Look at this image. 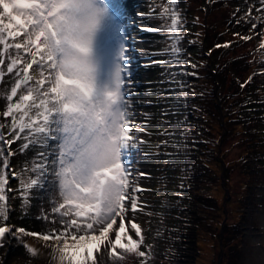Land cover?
<instances>
[{"label":"snow or ice","instance_id":"1","mask_svg":"<svg viewBox=\"0 0 264 264\" xmlns=\"http://www.w3.org/2000/svg\"><path fill=\"white\" fill-rule=\"evenodd\" d=\"M259 4L255 9L249 6L243 17L257 21L252 30L261 22L252 16L253 10L264 14V0ZM178 5L179 0H164L148 13H136L163 21L154 28L136 25L123 0H0V85H8L6 76L11 78L10 86L0 91V99L6 101L0 118L9 121L0 123V247L12 239L23 243L24 237H34L51 248L58 264H99L102 252L113 262L134 255L141 258L140 264H148L153 245L145 244V229L137 222V213L147 207L139 193L149 190L139 181L150 178V173L140 169L136 157L158 153L142 150L148 144L145 136L152 135L148 132L151 118L136 107L135 48L129 29L139 27L166 36L167 46L148 54L168 57L153 63L167 66L169 79L164 83H179L183 89L185 83L176 76H196L187 66L196 69L198 65L183 58L186 20ZM257 34L264 49V32ZM234 35L245 41L252 38ZM169 115L177 112L173 108L161 112L162 117ZM186 119L175 123L180 126ZM161 123L171 125L172 121ZM158 135H178L179 141L170 144L165 139L155 147L179 151L187 147L183 140L191 129L179 133L165 129ZM17 155L24 157L18 171L11 167ZM12 180L19 181V189L11 187ZM34 189L48 197L50 207L41 206L36 216L44 226L36 231L10 225L9 193L19 191L27 208ZM161 234L158 229L157 237ZM23 246L31 256L37 255L35 248Z\"/></svg>","mask_w":264,"mask_h":264},{"label":"rangeland","instance_id":"2","mask_svg":"<svg viewBox=\"0 0 264 264\" xmlns=\"http://www.w3.org/2000/svg\"><path fill=\"white\" fill-rule=\"evenodd\" d=\"M164 0H123V3L128 11L129 16H133L136 25H147L150 27H158L163 21L160 19H144L137 16L136 13H148L150 7L160 5ZM202 3L207 7L203 12L199 9L200 0H179V9L186 20L184 32L185 39L181 42V47L185 50L183 53L184 59H191L192 63L198 65L196 69L187 66L189 72L195 71L196 76H176L177 81L184 82L186 87L180 88L179 83L168 84L164 83L169 77L166 74V65L162 66L153 61L167 60L168 57L156 55L151 56L149 52H158L165 48L169 41L166 36H162L156 32L142 31L139 27L129 29L130 35L134 38L130 43L134 45L132 69L137 81V111L147 113L151 118V123L148 125L150 136H145L148 144L142 148L144 152L158 153L150 157H142L137 155L136 160L140 169L150 173V178H140V185L148 191L139 193L141 201L147 207L144 212L137 213V222L145 229V244L153 245V257L148 260V264H181L174 261H169L170 255L176 251L179 255L187 254V244L185 236L192 227L195 218H192L189 213L196 207L199 210V203L192 198V192L208 195L218 201L217 209L206 208L199 210L198 216L202 218V226L198 229L197 255L190 262L191 264H230L226 253L229 252V247L240 240L241 232L237 229L243 224L244 230L248 231L249 226L255 224L253 236L250 240H257L256 251H259V258L256 264H264V49L259 45L262 42V37L258 32H264V14L253 10V17H260L258 28L252 30V23H256L255 19L243 18L249 6L258 8L261 5L259 0H202ZM233 4V8L229 4ZM220 5V6H219ZM215 8L213 14L207 17L210 9ZM191 7V8H190ZM239 11H234V8ZM190 8V9H189ZM159 12V7L156 8ZM198 19V22L193 24V21ZM212 23L217 20V24L209 27L205 24L206 20ZM239 20L240 23L236 21ZM230 21V22H228ZM199 33V36L195 35ZM223 33V34H222ZM234 33H240V36H251L250 40H242ZM210 35L213 41L207 43V35ZM195 40L196 43L189 44L188 42ZM230 43L229 47L216 48L217 44ZM211 50V55L209 51ZM217 59V63L212 61ZM229 61V75L224 86L228 85L229 80L240 81V85L251 77L255 80L251 95L242 97L247 89L240 87L238 90L232 86L225 88L231 93L230 115H227L228 121L233 125L232 131L225 130L227 140L225 141V158L230 160V168L225 172L227 176V186L223 176V166L221 160H216L213 155H206L207 147L217 146L221 141L223 132L221 125L216 121H211L212 116L203 115L201 118L195 116L198 111V104L205 101V92L210 91L211 83L217 81L215 90L221 89L219 75H211V70L218 69V66H224L225 62ZM8 85H0V91L10 86L11 78L6 76ZM251 79V80H252ZM251 82V81H250ZM259 87V88H258ZM169 88L175 89L174 92L166 91ZM224 88H222L223 90ZM193 90L194 93L193 94ZM186 92V97L181 93ZM202 93V95H201ZM242 97L241 100L235 99ZM144 101H152L151 105ZM229 102V103H230ZM236 102L238 104H236ZM6 101L0 99V110L3 109ZM207 104V103H205ZM186 105V106H185ZM228 106H225V109ZM228 107V108H229ZM173 108L177 115H169L162 117L161 112L165 109ZM199 114V113H198ZM262 118L256 127V130L251 132L255 135L250 143H245L242 140L244 122L253 116ZM185 123L177 126L176 120H185ZM143 119V117H138ZM2 123H8V120L0 118ZM162 120H170L172 124L161 123ZM205 120L213 124L212 129ZM231 125V124H230ZM242 125V126H241ZM192 127L191 135L183 140L187 145L177 151L176 148L155 147L160 141L169 139L170 144L179 141L181 138H169L158 135L167 129L169 132L179 133ZM245 127V126H244ZM251 129V127H250ZM205 130V131H204ZM212 131L214 133H212ZM7 133V129H5ZM225 134V133H224ZM226 135V136H227ZM226 138V137H225ZM260 145V150L257 152L254 145ZM17 144L12 147L15 149ZM249 145V146H248ZM252 147V148H251ZM193 150L199 156L200 160L210 161V169H207L206 181H203L201 186L197 188H188L190 182L187 181L189 163H193L195 156H192ZM216 154L218 150H215ZM174 153L175 157H169L163 153ZM257 152V153H256ZM254 155H257L261 160L258 165H249L256 172L248 173L250 170H245L243 167L245 161L249 159L254 162ZM198 156L195 161L198 160ZM24 157L17 155L13 156L11 163H16V169L22 166ZM212 167V168H211ZM254 174V176H253ZM259 178L253 181L256 175ZM230 179H228L229 177ZM252 180V181H251ZM14 189L20 187L18 180H12ZM11 181V183H12ZM194 182H198L195 181ZM184 187L181 188L180 185ZM43 195L44 199L38 197ZM204 202V201H202ZM210 203V202H208ZM11 211L9 213L10 225L16 227H25L27 230L39 231L44 226V222L37 220L41 206L49 208L48 197L45 193H38L33 190L31 204L24 208L20 196L13 195L11 203ZM146 213H153L147 215ZM199 225V224H198ZM160 230L161 236L157 237L156 232ZM237 233V234H235ZM260 233V234H258ZM135 238V233L131 232ZM236 235L230 242H226L225 238L230 235ZM259 235L258 237L256 235ZM23 244H27L37 250L35 257L31 256L24 248ZM174 246L171 251L170 247ZM143 251H147L142 247ZM190 253V252H189ZM263 258L262 261H260ZM99 264H140L141 258L134 255H128L125 260L113 262L107 253L102 252L97 257ZM191 259V258H190ZM186 263V262H185ZM0 264H58L56 259H53L51 248L45 245V242L34 238L24 237L23 243L16 239H12L9 244L7 241L4 247H0Z\"/></svg>","mask_w":264,"mask_h":264},{"label":"trees","instance_id":"3","mask_svg":"<svg viewBox=\"0 0 264 264\" xmlns=\"http://www.w3.org/2000/svg\"><path fill=\"white\" fill-rule=\"evenodd\" d=\"M201 1L202 0H200V3H199V9L204 12L207 7ZM216 1H218V0H213V2H216ZM229 5H230V7L233 8V4L232 3L229 4ZM215 8H217V6ZM215 8H213V6H212V8L210 9V12L207 13V17L210 16L211 11L215 12V10H216ZM234 9H235L234 11L237 10L236 7ZM214 12H212L211 14H213ZM216 21L217 20H214L212 23H210L208 21V19H207L205 24H203V25L209 26L211 28V27H213V24L214 25L217 24ZM228 22H230V21H228ZM211 41H213V40L210 37V35L208 34L207 35V43L211 44ZM212 61L215 64L217 59L216 60L212 59ZM229 63H230L229 61H226L224 66L222 67V69L220 67L221 65L218 66L219 73H218V69L217 68L214 69V70H211V75L212 74L214 75L213 79H215V76L219 75V81H220V84H221L220 85L221 89L216 91L215 88L218 85L217 81L212 82L211 83V87H209L210 91L205 92V95H204V96H206L205 97L206 98L205 101L203 100L202 103L198 104V107L200 105L201 106L198 108V111L195 113V116H199V118H201L203 115H208L209 114L210 116H212L211 121H216L217 120V122L222 127L223 132L221 134V137L218 138V140L220 139L221 142L219 144L217 143V146H215V147L213 145L207 147L208 151L206 152L207 153L206 155H208V154L213 155L216 158V160L218 159V160L222 161V166H223L222 169H223L224 174H223V176H221V179H224V181L226 182V184H225L226 186H227V176H225V173H226L225 171L230 168V160L229 159L227 160L225 158L226 151H225V144L224 143L227 140V137H228L227 134H229V133H226L224 131L228 130V131L231 132L233 127H235V125H233V124L238 123V122H235V123L232 124L231 121H228L229 119L227 118V115H230V113H231V110H230V107H229L231 105V102H230L231 101V99H230L231 93L228 92V91H230V89H228V91H227V90H225V88H228V87L230 88V87L234 86L238 90L241 87L240 81H237V80H233L232 82L229 80L228 85H227L228 87L224 86L223 83H225V81L229 78L228 77L229 70H230V68L228 67ZM254 82H255V80L252 79L251 82L247 83L245 85V87H243V88L247 89L246 91L249 90V87H251L252 90H254V88H256V87L253 88ZM255 85H256V83H255ZM222 88H224V89L222 90ZM252 90H249L248 92L244 93V95L242 97H246V96L251 95V93L253 92ZM242 97H236L235 99L239 98L238 100H241ZM205 103H207V104H205ZM236 104H238V103L236 102ZM225 106H228L229 108L226 107V109H225ZM205 122H207L209 124V126L211 127V129H212L213 124L210 123V121H207V120H205ZM260 122H262V118L259 117V116H255L254 115L252 118H250V119H248V120H246L244 122V126L245 127L241 125L242 128H243V130H242L243 131V136H242L243 137L242 138L243 142H245L246 144L249 143V145H250V143L252 142L251 139L253 137H255V135H252L251 132L256 130L255 126H257ZM0 123H2L1 120H0ZM190 127L191 126H189V128ZM250 127H251V129H250ZM190 129H192V127ZM212 133H214V132L212 131ZM253 147L255 148V150H257V152H259L260 145L258 144V142ZM215 150H218L217 152H219V154H216ZM192 156H195V159L198 156L195 153L194 150H193ZM253 158H255L254 162L252 161V159L251 160L249 159L248 161L244 162L245 165H244L243 168L245 170H250L248 173L256 172L255 169L253 168V166H252V169H251L248 166V164L249 165L254 164L256 166L261 161L257 155H254ZM195 159L193 160L194 161L193 163H191V164L189 163L190 166L186 170L188 172L187 181L190 182V185H188V188L189 187L197 188L198 185L201 186L202 182L206 181L205 180V178H206V173L205 172L207 171V169H210V163H211L210 161H204L205 159L204 160H200L199 156H198V160L195 161ZM11 167H12L13 170H17L16 169V163H13V164L11 163ZM259 175L260 174L256 175V177L252 178V180L256 181L259 178ZM253 176H254V174H253ZM228 179H230V177ZM194 180L198 181V182H194ZM11 187L13 189L15 187L13 185V181L11 183ZM17 189H19V187ZM14 190H16V189H14ZM13 195L20 196V193H19V191H13V192L9 193L10 208L12 206L11 203H12V196ZM208 196L209 197H207V196L204 197L203 194H199L198 192H192L193 200L200 204L199 205V210L200 209L201 210H205L206 208L217 209L218 201L215 199V197L213 198L210 195H208ZM202 201H204V202H202ZM208 202H210V203H208ZM199 210H197L196 207H195L191 211V213H189L192 218H195V221L193 222V225L189 229V231H187L188 229L185 230L186 232H188V234H187L188 237H186V236L184 237L185 240H186L187 248H188L187 254L186 253H182V255H179L176 251H173L174 250V246L170 247V250L173 251V252H172V255H170L169 261H172L174 259V261L177 262V263L180 262L181 264H189L188 262L189 261L191 262L194 259V257H196L197 251H198V249H197L198 229H199L200 226L203 225L202 224V218L200 216H198ZM254 228H255V224L250 225L249 226V230L246 231V230H244L243 224L239 225L237 231L241 232L240 234H238L241 238H240V240L237 243H235L234 245H231L229 247V252L227 251V253H226V255H227L226 257L229 258L230 264H256L258 262V259H260L259 258L260 254H259V251H256V249H255L256 247L255 246H256V243L259 244V241H258V239L254 240V241L250 240V238L255 236L253 234ZM235 234H237V233H235ZM258 234H260V233H258ZM258 234L256 235L257 237L259 236ZM233 237H236V235L233 234V235H230L229 237L225 238V240H227L226 242H230ZM262 260H263V258L260 261H262ZM191 264H193V262Z\"/></svg>","mask_w":264,"mask_h":264}]
</instances>
